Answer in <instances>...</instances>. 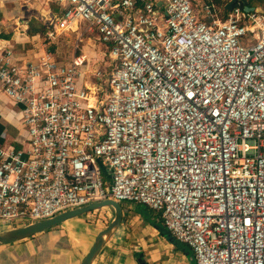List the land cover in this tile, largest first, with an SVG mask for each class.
<instances>
[{
  "label": "built area",
  "instance_id": "obj_1",
  "mask_svg": "<svg viewBox=\"0 0 264 264\" xmlns=\"http://www.w3.org/2000/svg\"><path fill=\"white\" fill-rule=\"evenodd\" d=\"M227 1L58 0L41 36L96 35L109 64L91 85L84 55L0 43L25 131L0 141V221L111 198L159 213L194 264H264V12L237 1L223 16Z\"/></svg>",
  "mask_w": 264,
  "mask_h": 264
},
{
  "label": "crops",
  "instance_id": "obj_2",
  "mask_svg": "<svg viewBox=\"0 0 264 264\" xmlns=\"http://www.w3.org/2000/svg\"><path fill=\"white\" fill-rule=\"evenodd\" d=\"M49 2L56 4L57 14L45 17L43 22V17L38 20L30 16L35 8H41L45 4L49 5ZM62 9L63 5L58 0H0V43L12 45L15 54L20 58H33L43 50L51 52L54 50L53 47L47 49L41 45L39 40L42 39L41 35L46 24ZM226 11L229 10L226 9ZM221 14L223 15L224 12ZM72 34L76 36V41L68 62L75 55H84L85 64L80 68V80L91 85L90 79H86V73L92 75L96 68H89L91 57L84 48L79 46V43L85 36L89 39L93 38L101 46V53L108 57L107 47L96 35L83 33L81 24L77 28L73 25L69 31H66V36H61L56 43L49 44L55 46L60 39H66ZM26 44H30L31 49L27 48ZM33 45H39V50L36 51ZM52 54L55 56L54 53ZM4 97L6 96L0 90V123L3 125L0 141L5 146L20 147L25 131L19 115L15 112V107L6 103ZM6 123L18 128L16 137L7 139ZM120 203L122 207L120 227L108 238L91 264H142V262L145 264H194L191 250L186 245L169 240L155 227L153 222H157L156 216L149 214L146 218L137 204L135 213L141 221L134 224L132 222H136L137 218H130L131 221H127L124 204L126 202ZM94 212L95 210L69 218L30 237L0 244V264H80L92 246L98 231L105 227L100 226V220H93ZM112 217L113 214L109 215L106 223Z\"/></svg>",
  "mask_w": 264,
  "mask_h": 264
},
{
  "label": "rangeland",
  "instance_id": "obj_3",
  "mask_svg": "<svg viewBox=\"0 0 264 264\" xmlns=\"http://www.w3.org/2000/svg\"><path fill=\"white\" fill-rule=\"evenodd\" d=\"M25 2V1H24ZM249 3H253V0H248ZM28 3V2H27ZM254 7L258 8L260 10H262L264 12V0H254ZM222 9V13L223 11H226V8L221 7ZM230 11V10H229ZM58 12V8L56 6V4H54L53 2H49V5H43L41 8H35L32 12V14H30V16H32V18L34 17L35 19L40 20L42 17V22L43 19H45V17H49V16H53L55 14H57ZM224 15V14H223ZM41 42V45H43L45 48H49L51 49L53 47L54 50H52L51 52L54 53L55 57L63 62H68L71 59L73 50H74V45H75V41H76V36L74 34H72L70 37H67L66 39H60V41H58V43L53 46L50 45L47 41H44L43 38L39 40ZM37 44V43H36ZM28 45V44H26ZM34 49L36 51L39 50V45H33ZM79 46L84 48L86 50V52L88 53V56L91 57V61H90V69H95V68H99L101 70H104L105 67L109 64L108 61V57L103 55L101 53V46L99 45L98 41H96L95 39H89L86 36L84 37L83 41L79 43ZM27 48L29 47V49H31V45L29 44L28 46H26ZM23 50V49H22ZM103 50V49H102ZM91 73H86V79H91ZM6 96V95H5ZM4 99L6 100V103H10L11 105H13L12 100H10L7 96L4 97ZM6 126L8 128V136L7 139H11L16 137V134L18 133V128L12 124H7ZM25 148H28V144H25ZM126 206V214H127V221H131L130 218H134L136 216L135 213V207L137 206L136 203H132V202H126L124 203ZM113 214L112 213V208H107V207H102L99 208L97 210H95V212L92 214L93 216V220H100L101 224L100 226H106L107 225V221L109 220V215ZM140 219L137 218L136 222H132V223H140ZM27 222V221H25ZM25 222H16V223H10V222H5V221H0V228H10L12 226H20L23 225ZM132 227V226H131Z\"/></svg>",
  "mask_w": 264,
  "mask_h": 264
},
{
  "label": "water",
  "instance_id": "obj_4",
  "mask_svg": "<svg viewBox=\"0 0 264 264\" xmlns=\"http://www.w3.org/2000/svg\"><path fill=\"white\" fill-rule=\"evenodd\" d=\"M237 1H241L246 11L253 10V6L248 5V0H229L225 4V8L227 10L233 9L232 7ZM257 11H262L258 8H255ZM102 207H110L113 210V217L110 219V221L107 223V225L98 231V233L95 236V240L86 253V255L83 257L80 264H91L94 257L98 254L102 246L106 243L108 238L119 229L121 221H122V207L121 203L118 201H115L111 198H106L100 201L88 203L86 205L67 209L64 211H61L53 216L36 220V221H30L25 222L23 225L20 226H12L10 228L6 229H0V244H6L15 242L27 237H30L32 235H35L39 232H42L44 230L50 229L63 221L76 217L85 213H88L90 211L102 208ZM142 264H145L142 262Z\"/></svg>",
  "mask_w": 264,
  "mask_h": 264
},
{
  "label": "trees",
  "instance_id": "obj_5",
  "mask_svg": "<svg viewBox=\"0 0 264 264\" xmlns=\"http://www.w3.org/2000/svg\"><path fill=\"white\" fill-rule=\"evenodd\" d=\"M249 6H254V0H253V3H249ZM224 12V15H226L228 13V11H223ZM3 129V125L0 123V133ZM138 207L140 209V211L144 214V216L147 218V216H149V214H152L153 216H156V220L157 222H153V224L155 225V227L164 235L166 236L169 240H172L173 242H177L171 235L170 233L166 230V228L164 227L163 223H162V220L159 216V213L149 209L148 207L144 206V205H141V204H138Z\"/></svg>",
  "mask_w": 264,
  "mask_h": 264
},
{
  "label": "bare ground",
  "instance_id": "obj_6",
  "mask_svg": "<svg viewBox=\"0 0 264 264\" xmlns=\"http://www.w3.org/2000/svg\"><path fill=\"white\" fill-rule=\"evenodd\" d=\"M91 76V78H92V75H90Z\"/></svg>",
  "mask_w": 264,
  "mask_h": 264
}]
</instances>
